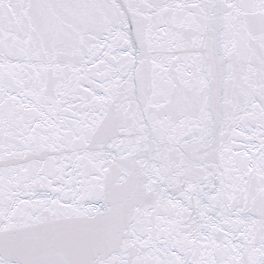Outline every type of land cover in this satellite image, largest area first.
<instances>
[{"label":"snow or ice","instance_id":"obj_1","mask_svg":"<svg viewBox=\"0 0 264 264\" xmlns=\"http://www.w3.org/2000/svg\"><path fill=\"white\" fill-rule=\"evenodd\" d=\"M0 264H264V0H0Z\"/></svg>","mask_w":264,"mask_h":264}]
</instances>
